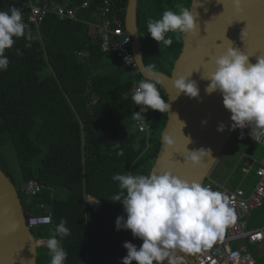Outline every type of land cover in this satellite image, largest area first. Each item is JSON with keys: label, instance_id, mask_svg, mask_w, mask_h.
I'll list each match as a JSON object with an SVG mask.
<instances>
[{"label": "trees", "instance_id": "1", "mask_svg": "<svg viewBox=\"0 0 264 264\" xmlns=\"http://www.w3.org/2000/svg\"><path fill=\"white\" fill-rule=\"evenodd\" d=\"M28 1L40 8L66 3L73 8L83 1L89 6L79 11L77 21L50 14L33 24L23 0H0V10L15 6L21 11L26 33L33 37L16 38L5 51L10 62L6 71H0V168L12 181L1 152L8 146L18 164V194L25 213L39 214L42 206L53 214L51 224L31 232L35 239H48L61 219L67 222L70 235L59 240L68 254L65 264H121L127 255L124 242L139 247L142 241L130 230H116V218H126V213L121 203L110 200L121 191L112 177L150 173L166 111L149 108L143 114L147 135L132 130L136 106L128 93L133 79L114 53L101 51L84 23L94 22L99 0ZM111 2L123 23L126 0ZM178 6L189 8L190 0H138L144 66L154 64L155 72L166 75L180 53L183 35L177 39L178 34L169 33L173 43L160 46L148 34L147 20L159 19L168 9L178 11ZM157 88L167 101L164 90ZM116 142L119 148L114 150ZM120 150L123 155L117 156ZM239 173L238 169L235 174ZM30 180L42 187L34 198L23 191ZM85 197L97 202L87 207ZM39 249L37 264H50L46 246Z\"/></svg>", "mask_w": 264, "mask_h": 264}, {"label": "clouds", "instance_id": "2", "mask_svg": "<svg viewBox=\"0 0 264 264\" xmlns=\"http://www.w3.org/2000/svg\"><path fill=\"white\" fill-rule=\"evenodd\" d=\"M233 6L236 12L242 11L241 0H233ZM178 7V11L165 10L159 19L147 20V32L160 46L173 43L169 33L178 34L177 39L180 35L196 34L197 22L192 10ZM27 27L18 8L0 10V71H6L9 66L5 51L13 47L16 38L33 39L30 32L26 33ZM214 64V71L201 77L209 81L206 94H221L223 106L231 114L233 130L248 128L251 136H259L264 132V56L252 64L249 55L231 46L215 58ZM155 67L154 64L144 67L147 76L138 81L132 93V101L140 106V112L133 113L135 120H145L142 113L149 108L160 113L170 112L169 101L161 97L157 88L159 80ZM173 87L179 94L190 98L200 95L196 82L183 75L173 80ZM224 129L225 125L221 123L217 130L222 132ZM184 137L187 147L192 141ZM163 142L169 148L175 145V140L168 134H164ZM118 148L119 142H116L113 149ZM187 152L183 160L185 164L204 166V158L213 159L211 150L203 147L187 148ZM116 155L122 156L123 150L117 151ZM112 179L118 182L121 191L110 200L121 203L126 213V218H116V230H130L134 238L142 241L139 247L124 242L127 255L122 258L121 264H184V256L178 253H199L222 237L225 228L235 222L229 197L224 192L214 191L197 181L189 182L172 171L162 170L159 174L153 171L148 175L126 172L115 174ZM66 223L61 219L46 241L50 264H65L67 260L68 254L59 242L70 235Z\"/></svg>", "mask_w": 264, "mask_h": 264}, {"label": "water", "instance_id": "3", "mask_svg": "<svg viewBox=\"0 0 264 264\" xmlns=\"http://www.w3.org/2000/svg\"><path fill=\"white\" fill-rule=\"evenodd\" d=\"M241 8V12H236L233 0H190L189 9L197 22L196 34L182 37L180 53L169 75L155 72L159 80L157 85L164 90L170 103V112L166 111V123L150 173L172 171L189 182L203 184L233 138L237 128L233 130L231 127V114L224 108L221 94H206L209 81L201 77L214 71L215 58L223 55L228 47H237L249 55L252 64L264 56V0H241ZM137 9L138 0H126L124 26L132 38L131 51L138 71L145 79L147 74L143 70ZM179 75L196 82L200 89L198 98L177 92L173 80ZM204 121L206 123H202ZM221 123L225 125L222 132L217 130ZM164 134L175 140L174 147L164 144ZM184 136L192 141L187 147ZM201 147L210 149L213 159L204 158V166L183 163L184 156L188 154L187 148ZM26 216L18 189L0 168V264H37V247L25 224ZM184 264H187L185 257Z\"/></svg>", "mask_w": 264, "mask_h": 264}, {"label": "built area", "instance_id": "4", "mask_svg": "<svg viewBox=\"0 0 264 264\" xmlns=\"http://www.w3.org/2000/svg\"><path fill=\"white\" fill-rule=\"evenodd\" d=\"M99 8L93 15L94 22H84L89 28V34L96 40L100 49L104 53L112 52L115 55L117 63L122 69L131 75L133 79L132 87L128 93L132 104L135 107L134 112H140V106H137L131 99L132 93L137 86L138 81L142 80L136 65L134 55L131 51L132 38L126 32L124 22L119 21V10L113 7L111 0H99ZM23 5H28V21L33 24H39L47 15H54L61 19L78 20L77 14L86 10L89 3L81 2L73 8L52 4L49 7L42 8L30 6L29 1H23ZM15 6H10L8 11ZM16 8V7H15ZM80 55V54H79ZM144 113H142L143 115ZM132 130L138 135L148 134L149 126L143 121L135 120L131 126ZM242 135L254 145L264 148V132L259 136L249 134V129H236L234 135ZM241 176L247 177L251 172L256 176L257 182L248 191L242 188L244 178L238 182V185L232 187L227 178L224 183H219L208 177L203 185L210 187L214 191L224 192L229 197L230 207L235 214V222L228 225L222 237H218L210 247L202 249L199 253L184 254L187 264H258V258L252 253V247L256 246L257 253L264 246V226L258 228H248L245 218L253 210L261 209L264 206V162L252 161L249 165L239 168ZM41 185L36 181L30 180L23 186V191L29 198L36 197ZM90 197H85V205L92 207L95 201ZM94 200V201H93ZM39 214H27L25 224L30 231L41 226H47L53 221L51 211L44 210L40 206ZM37 248L46 246L47 239H35ZM260 256V255H259ZM188 259L192 262L189 263Z\"/></svg>", "mask_w": 264, "mask_h": 264}, {"label": "rangeland", "instance_id": "5", "mask_svg": "<svg viewBox=\"0 0 264 264\" xmlns=\"http://www.w3.org/2000/svg\"><path fill=\"white\" fill-rule=\"evenodd\" d=\"M237 135H234V138L231 139L230 142L226 145L218 162L216 163L215 167H213L210 173L209 176L210 179L222 182L227 177H234L236 171L233 170V168L238 165L245 166V161L244 160L242 161V158H240L241 153H247L251 155L258 162L264 160L263 147L254 145L251 141H249L245 137L243 136L238 137ZM1 152L4 157L5 169L11 176V179L15 184V187L19 189L18 187L20 185V176H19L18 164L14 159V156L8 146L2 148ZM243 178H244L243 188L246 190L248 189V187L249 188L253 187L257 182L254 173H251L247 177L243 176ZM245 221L247 223L248 228L251 229L264 226V206L261 209L253 210L250 214L246 216ZM256 249H257L256 246L252 247L253 255L258 258L257 259L258 264H264V246L260 248L259 253H257ZM37 252L38 253L40 252L39 248H37Z\"/></svg>", "mask_w": 264, "mask_h": 264}, {"label": "crops", "instance_id": "6", "mask_svg": "<svg viewBox=\"0 0 264 264\" xmlns=\"http://www.w3.org/2000/svg\"><path fill=\"white\" fill-rule=\"evenodd\" d=\"M23 1H25V0H23ZM238 137L239 136H242V135H237ZM237 136H235V137H237ZM244 137V136H243ZM233 138H234V136H233ZM232 138V139H233ZM240 158H242V161L244 160L245 161V165H249L250 164V162H252V161H256L251 155H249V154H247V153H241V156H240ZM218 162V161H217ZM258 162V161H257ZM259 162H264V160H261V161H259ZM216 165V164H215ZM215 167V166H214ZM242 167H244V165H238V166H235L234 168H233V170H235V171H237L239 168H242ZM234 171V172H235ZM252 173V172H251ZM250 173V174H251ZM240 174V173H239ZM249 174V175H250ZM228 179H229V184L232 186V187H235V186H237L238 185V182L239 181H241L242 179H243V177L241 176V174L238 176L237 174H235L234 175V177H227ZM226 178V179H227ZM226 179L224 180V181H222V182H219V181H217V182H219V183H224L225 181H226ZM243 185H244V182H243V184H242V188H243ZM244 189V188H243ZM248 189H250L249 187H248ZM248 189L246 190V189H244L245 191H248ZM92 200V199H91ZM94 201V200H93ZM93 207V206H92Z\"/></svg>", "mask_w": 264, "mask_h": 264}, {"label": "bare ground", "instance_id": "7", "mask_svg": "<svg viewBox=\"0 0 264 264\" xmlns=\"http://www.w3.org/2000/svg\"><path fill=\"white\" fill-rule=\"evenodd\" d=\"M188 262H189V263H192L189 259H188Z\"/></svg>", "mask_w": 264, "mask_h": 264}]
</instances>
